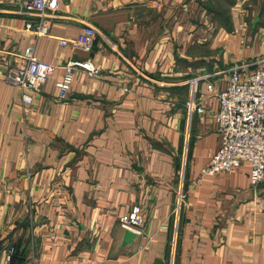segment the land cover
Masks as SVG:
<instances>
[{
	"label": "crops",
	"instance_id": "0c3cea01",
	"mask_svg": "<svg viewBox=\"0 0 264 264\" xmlns=\"http://www.w3.org/2000/svg\"><path fill=\"white\" fill-rule=\"evenodd\" d=\"M24 1L0 0V264H264V194L248 167L201 172L219 145L205 81L202 112L185 107L189 79L211 74L216 92L264 58V0H60L40 36ZM87 23L90 51L60 45ZM27 46L54 71L24 103L5 75ZM72 60L98 75L76 69L59 100ZM134 205L143 224L126 241L119 217Z\"/></svg>",
	"mask_w": 264,
	"mask_h": 264
},
{
	"label": "built area",
	"instance_id": "2783aa9c",
	"mask_svg": "<svg viewBox=\"0 0 264 264\" xmlns=\"http://www.w3.org/2000/svg\"><path fill=\"white\" fill-rule=\"evenodd\" d=\"M60 0H25L22 12L35 15L39 21L36 25L27 23L25 30L36 36L48 35V27L43 19L48 10H56ZM97 30L91 24H85L82 32L76 38H58L62 46L71 45L90 51L94 47ZM13 62L7 70L5 81L17 86L24 103L31 102L30 91L37 90L45 84L54 71L49 62L39 60L34 56L30 46L20 53L13 54ZM264 58L251 63L255 66L248 70L246 65L233 67L229 71L225 88L214 92L212 82L208 79L211 74L194 77L186 81L190 86V94L185 101L189 116L194 112H202L201 102L196 98L195 86L200 80L206 82V90L216 96L218 109L214 112L217 123L219 145L211 155L208 163L201 172L214 175L220 172H230L245 165L249 169L250 186L252 189H262L264 194ZM84 71L88 76L98 75V69L89 60H72L63 66L62 78L56 83L58 99L66 98L72 87L74 71ZM160 86L163 82H157ZM184 199L179 191L173 212L177 215ZM120 225L134 234L141 233L143 216L141 208L134 205L119 217ZM14 254V247L5 251V260L10 261Z\"/></svg>",
	"mask_w": 264,
	"mask_h": 264
},
{
	"label": "water",
	"instance_id": "95a60500",
	"mask_svg": "<svg viewBox=\"0 0 264 264\" xmlns=\"http://www.w3.org/2000/svg\"><path fill=\"white\" fill-rule=\"evenodd\" d=\"M134 236L135 235H134L133 232H131L129 230L125 231V239H126V241H131Z\"/></svg>",
	"mask_w": 264,
	"mask_h": 264
},
{
	"label": "trees",
	"instance_id": "16d2710c",
	"mask_svg": "<svg viewBox=\"0 0 264 264\" xmlns=\"http://www.w3.org/2000/svg\"><path fill=\"white\" fill-rule=\"evenodd\" d=\"M13 256H14V254H13ZM13 256H12L11 260L13 259ZM11 260H10V261H11ZM10 261H9V262H10Z\"/></svg>",
	"mask_w": 264,
	"mask_h": 264
}]
</instances>
